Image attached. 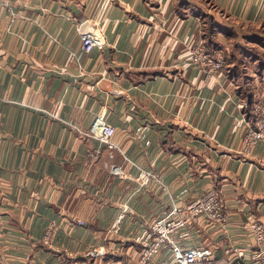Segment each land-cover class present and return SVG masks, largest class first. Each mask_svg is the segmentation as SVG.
Returning a JSON list of instances; mask_svg holds the SVG:
<instances>
[{
  "label": "crops",
  "instance_id": "0c3cea01",
  "mask_svg": "<svg viewBox=\"0 0 264 264\" xmlns=\"http://www.w3.org/2000/svg\"><path fill=\"white\" fill-rule=\"evenodd\" d=\"M208 1L264 25V0ZM203 7L205 0H0V264H136L152 220L211 186L220 189L225 221L192 219L181 244L210 246L218 263L254 262L247 222L264 221V139L242 155L254 117L239 105L240 77L224 69L206 78L191 61L205 40ZM85 20L105 41L90 52L82 48ZM102 113L116 128L113 155L85 133ZM142 170L155 178L142 184ZM96 246L106 253L91 255Z\"/></svg>",
  "mask_w": 264,
  "mask_h": 264
},
{
  "label": "built area",
  "instance_id": "2783aa9c",
  "mask_svg": "<svg viewBox=\"0 0 264 264\" xmlns=\"http://www.w3.org/2000/svg\"><path fill=\"white\" fill-rule=\"evenodd\" d=\"M8 3L9 0H1ZM85 20L80 27V35L82 39V48L85 52L92 51L95 47L104 45V38L99 28L95 26H86ZM190 58L193 64L200 67L205 73L206 78L223 72L226 67V59L222 54H213L208 51L204 41L195 44L191 49ZM242 108L247 106V101L243 99L239 102ZM258 113L243 134L242 155L247 156L257 145L264 139V104L258 103L255 106ZM116 132L115 126L110 123L106 116L102 113L97 115L91 126L85 130L87 135L98 137L110 148L113 155L115 144L113 136ZM112 170L122 174V168L115 164ZM139 178L142 184H147L155 174L150 171H140ZM225 202L221 196L220 189L211 186L203 193L189 199L184 207L178 204L173 205L170 210L162 215L155 217L145 232L142 234L140 242L141 249L136 264H155L157 256L163 254L165 250H169V255L159 264H264V221L258 218L249 219L247 227L253 235L252 252L250 258L253 263H246L242 257H233L226 263H218L213 250L208 245L202 246H184L180 241L181 230L188 226L192 219L203 217L212 224L222 223L227 217L224 210ZM125 211H121L110 226V231L118 233L121 229V223L124 218ZM79 223H84L79 219ZM50 232L48 231L44 240L49 242ZM94 257H101L106 253L104 248L94 247L90 251ZM228 252V251H227Z\"/></svg>",
  "mask_w": 264,
  "mask_h": 264
},
{
  "label": "rangeland",
  "instance_id": "374dc122",
  "mask_svg": "<svg viewBox=\"0 0 264 264\" xmlns=\"http://www.w3.org/2000/svg\"><path fill=\"white\" fill-rule=\"evenodd\" d=\"M205 4L202 12L212 13L216 19L214 29L212 32L209 30L214 37L213 42L216 40L213 43V54H222L227 61V71L231 70V75L236 80L240 77V85L247 101L245 108L255 118L258 115L255 106L258 103L264 104V25L244 24L227 15L214 3L205 0ZM203 18L204 21L210 19L206 14ZM220 33L224 34L222 38L219 37ZM204 43L207 44L205 40ZM207 49L209 50L208 47ZM249 79H253V83L250 84Z\"/></svg>",
  "mask_w": 264,
  "mask_h": 264
},
{
  "label": "trees",
  "instance_id": "16d2710c",
  "mask_svg": "<svg viewBox=\"0 0 264 264\" xmlns=\"http://www.w3.org/2000/svg\"><path fill=\"white\" fill-rule=\"evenodd\" d=\"M202 13L206 14V16H208L210 18V19L207 18V21L206 20L204 21L205 22V24H204V39L207 42L206 45L209 48L208 51H210L211 53H213L214 52V45H213V43H216V40H215V42H213L214 37H212L213 35H212V33L209 32V30L212 32V29H214L216 19H215V16L212 15V13H209V12L208 13L202 12ZM214 19H215V21H214ZM207 22H208L209 25H207ZM207 26H208V28H207ZM225 70L227 71L226 67H225ZM229 73H231V70L229 71ZM247 111H248L249 114H251L249 112V110H247Z\"/></svg>",
  "mask_w": 264,
  "mask_h": 264
}]
</instances>
